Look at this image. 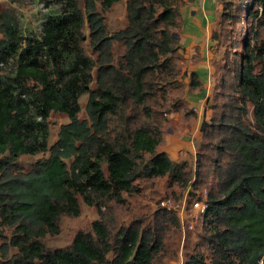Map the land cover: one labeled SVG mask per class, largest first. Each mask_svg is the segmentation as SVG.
Masks as SVG:
<instances>
[{
	"label": "trees",
	"instance_id": "trees-1",
	"mask_svg": "<svg viewBox=\"0 0 264 264\" xmlns=\"http://www.w3.org/2000/svg\"><path fill=\"white\" fill-rule=\"evenodd\" d=\"M120 1L64 0L66 11L47 17L41 38L25 41L0 12V60L18 59L11 76L0 75V264H153L164 249L162 229H144L138 220L112 241L101 220L66 248L51 251L41 241L60 234L62 216L80 215L79 199L95 207L104 199L123 204L122 193L134 191L142 176L185 182L186 163L163 151L169 115L188 124L195 117L180 82V1L126 0V26L111 32L103 13ZM220 2L212 37L219 44L235 17L231 0ZM213 66L191 185L206 190L210 203L203 225L209 257L187 255L184 264H264V55L251 50L234 66ZM188 88L200 90L194 75ZM83 95L86 119L78 117ZM50 113L68 119L51 146ZM44 153L31 164L18 162Z\"/></svg>",
	"mask_w": 264,
	"mask_h": 264
},
{
	"label": "rangeland",
	"instance_id": "rangeland-1",
	"mask_svg": "<svg viewBox=\"0 0 264 264\" xmlns=\"http://www.w3.org/2000/svg\"><path fill=\"white\" fill-rule=\"evenodd\" d=\"M66 8L64 0H0V12L8 15L16 24V32L23 41L41 38L47 17L56 13L63 14ZM230 10L235 17L226 24L225 37L220 44L218 43L215 48H211L214 60H217L218 64L225 63L227 67L230 65L234 66L235 62L237 64L241 63L242 57L251 50L259 51L260 55H264L262 48L264 43V5L258 3L257 0H231ZM222 11V4L218 0V10L214 13V19L216 20L217 16L218 23ZM249 11L252 13L247 16ZM103 16L111 32L124 28L126 26V0H121L112 6L103 13ZM217 29H219L218 25ZM82 33L86 38L82 45L88 55L90 51L87 46L88 29L86 23ZM3 40L4 34L0 29V41ZM247 42L249 43L248 48L246 46ZM224 51L225 59L222 60ZM17 66V57L8 56L0 60V75L4 77L11 76L12 71H15ZM180 82L183 90H185L187 83L184 81L183 76L180 77ZM87 98V95H83L79 99L81 111L78 117L80 119H86L84 109ZM210 99L206 102L205 108L209 107ZM173 114L175 113L169 115L170 121L165 134L164 149H166L165 147L168 144L166 140L170 141L171 138L175 140L183 138L187 142L190 150L186 151V148L181 147L182 145H177L176 147L174 146L177 153L181 150L182 153H179L175 159L169 157L175 163H186L185 182L182 184L178 182L172 183L166 176L152 179L142 176L135 182L136 189L134 191L122 193L123 204L104 199L98 201L97 207H95L89 206L79 199L80 215L76 218L62 216L60 218V234L54 237L46 236L41 240L46 249L52 251L70 246L78 232H89L91 224L99 220L107 224L110 241H112L113 236L119 229L128 227L134 220H138L142 221L144 229L156 227L162 229L164 249L156 256L153 264H184L187 260V255L190 256L197 253L209 257L207 241L209 233L206 229L197 227L191 231L186 227L183 228L181 223L178 226L172 219L168 218L172 217L171 213H163L159 206V203L164 199L172 198L177 201L184 199L186 196L188 197L187 199H192L197 195L206 193V190L193 189L191 185L194 182V153L200 143L203 124L208 120L200 116L197 129L195 124L188 128L180 116H174ZM177 117V122H171ZM248 120L251 124L254 123L251 115H249ZM48 122L50 130L48 145L51 146L57 140L60 126L68 123V119L63 114L50 113ZM48 155V153H44L34 156H21L18 162L22 165H28L35 160L47 158ZM148 160L147 156L140 159L138 162L140 167L144 164L146 165ZM66 163L67 165L70 164L69 161ZM102 167L104 174L107 175L106 166L103 164ZM172 214L175 213L172 212ZM7 235L9 237L10 232H7ZM107 258L111 260L112 254L109 253Z\"/></svg>",
	"mask_w": 264,
	"mask_h": 264
},
{
	"label": "crops",
	"instance_id": "crops-1",
	"mask_svg": "<svg viewBox=\"0 0 264 264\" xmlns=\"http://www.w3.org/2000/svg\"><path fill=\"white\" fill-rule=\"evenodd\" d=\"M180 14L182 18V26L179 35L180 54L182 56V71L181 76L187 83V88L184 90L183 96L186 106L195 113L190 124L185 122L183 117L175 113L174 116H180L186 127L191 128L194 124L197 129L200 116L208 119L210 111L205 108L206 102L211 98L214 86V60L211 48L218 45L217 40H214L213 34L217 31L218 18L214 19V13L218 10V0H179ZM191 75H194L200 84V90L190 92L188 85ZM199 86V85H198ZM178 117L171 122H177ZM193 124V125H192ZM177 141V142H176ZM166 149L163 151L172 159L177 158V145H182L184 149L190 150L187 142L183 138L167 141ZM174 144V145H173ZM165 146V144H164ZM183 149V150H184ZM167 150V151H165ZM170 156H169V155ZM195 154V153H194Z\"/></svg>",
	"mask_w": 264,
	"mask_h": 264
},
{
	"label": "built area",
	"instance_id": "built-area-1",
	"mask_svg": "<svg viewBox=\"0 0 264 264\" xmlns=\"http://www.w3.org/2000/svg\"><path fill=\"white\" fill-rule=\"evenodd\" d=\"M187 198L186 196L177 201L172 198L164 199L159 203V206L168 212L176 213L182 227L192 231L197 227H203L210 203L206 193L197 195L192 199Z\"/></svg>",
	"mask_w": 264,
	"mask_h": 264
}]
</instances>
